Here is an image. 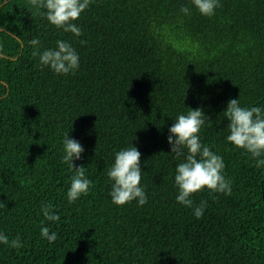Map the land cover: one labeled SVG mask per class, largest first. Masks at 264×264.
Returning <instances> with one entry per match:
<instances>
[{
  "label": "trees",
  "instance_id": "1",
  "mask_svg": "<svg viewBox=\"0 0 264 264\" xmlns=\"http://www.w3.org/2000/svg\"><path fill=\"white\" fill-rule=\"evenodd\" d=\"M45 12L0 0V231L22 241L0 243V264H264V167L227 141L223 113L231 98L264 105V0H222L211 17L192 0H92L76 21L81 36ZM34 38L40 51L70 41L80 68L42 67ZM190 107L206 114L202 142L224 157L232 186L231 195L195 193L193 207L176 200L180 160L168 141ZM65 134L83 145L74 164L94 182L75 202ZM133 144L149 198L120 206L107 169ZM46 203L58 221L46 218Z\"/></svg>",
  "mask_w": 264,
  "mask_h": 264
},
{
  "label": "clouds",
  "instance_id": "2",
  "mask_svg": "<svg viewBox=\"0 0 264 264\" xmlns=\"http://www.w3.org/2000/svg\"><path fill=\"white\" fill-rule=\"evenodd\" d=\"M92 0H31L33 7L44 9L51 24L64 32L81 36L82 28L76 23L82 13L90 7ZM194 6L204 16H214L222 0H192ZM185 14L191 9L183 6ZM83 43V41H82ZM34 46L33 55L39 56L42 67H50L57 74H75L80 68V54L70 41L59 39L54 47L40 51L41 41L31 40ZM230 121V134L227 141L246 150L256 159L258 167H264V105L242 106L239 98H231L223 112ZM205 113L202 108L181 113L170 126L168 141L172 146L171 153L180 160L176 166L175 183L179 189L176 200L187 207L194 206L193 195L207 188L214 193L231 195V180L226 176L224 157L213 151L201 139V129L205 126ZM65 162L74 169L67 195L69 202H75L92 191L94 182L86 175L85 167H77L75 160L82 157L85 151L80 141L64 136ZM142 153L134 144L115 153L114 163L107 169V175L113 181L110 195L114 204L123 206L136 202L140 206L148 202L146 185L142 184L144 169L141 166ZM50 203L42 204V210L50 221H58L60 216L54 212ZM207 208V201L195 205L194 214L201 218ZM42 235L49 241L57 240V233L42 226ZM0 243L19 249L22 241L19 236L9 240V236L0 231Z\"/></svg>",
  "mask_w": 264,
  "mask_h": 264
}]
</instances>
